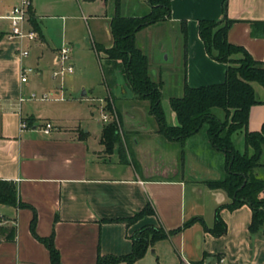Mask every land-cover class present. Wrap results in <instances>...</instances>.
<instances>
[{
	"label": "crops",
	"instance_id": "obj_1",
	"mask_svg": "<svg viewBox=\"0 0 264 264\" xmlns=\"http://www.w3.org/2000/svg\"><path fill=\"white\" fill-rule=\"evenodd\" d=\"M222 2L171 0L169 20L136 33V45L147 56L151 76L161 84L162 97L167 77L173 81L169 98L181 97L184 84L196 88L224 81L226 66L208 57L197 26L199 20H221ZM15 5L16 0H0V179L13 182L19 200L35 210L39 236H48L53 231L61 264H95L98 252L128 254L132 249L130 237L145 226L161 227L169 232L192 218H200L204 226L212 228L216 209L226 226L224 235L214 237L200 222H195L156 241L132 264H264V236L248 229L251 210L245 205L228 210L224 207L230 203L227 194L203 184L224 174V155L211 147L206 135L199 139V132L184 143L186 154L191 152L195 156L190 159L194 170L190 173L183 167L170 170L164 165L154 177L143 168L138 172L134 163L126 162L130 166L122 169L119 176L111 177L102 163L114 151L104 152L101 133L94 134L88 129L83 132L79 119L59 126L53 119L42 120L34 115L31 109L32 101L36 100L34 93L42 96L40 101L47 99V93L63 94L62 84H54L51 75L62 46L71 48V63L75 69L76 64L79 67L73 56L74 38L66 32L69 20L79 17L84 22L86 41L91 43L99 65L104 61L110 69L114 68L96 47L107 49L113 44L110 21L115 14V0H32L24 28L35 31L38 40L21 43L6 38L11 26L4 17ZM149 10L145 0H119V13L123 17H142ZM225 16L234 21L227 33L228 42L244 48L254 60L264 62V0H227ZM182 21L187 23L185 41L180 29ZM164 25L177 35L174 62L167 41L156 40V52L152 55H147L146 43L142 41L146 33ZM21 50H27L28 56L21 57ZM159 56H164V66L158 62ZM21 67L34 70L26 83L20 81ZM115 68L120 78L111 79L112 85L105 82L107 101L116 103L126 93L135 98L120 68ZM74 74L63 79H71ZM253 89L255 98L262 101L264 90L261 94L256 87ZM88 97L85 92L74 101L91 100ZM107 101L100 106L91 105V111H101L108 105ZM212 111L219 119L224 118L221 109ZM263 121L264 106H252L248 131H259ZM47 123L52 129L45 134ZM176 123L171 112L169 125ZM204 154L216 157L218 168L205 162ZM147 204L153 208V215L130 225L107 222L129 219ZM1 212L13 223L5 227L15 225L16 231L14 240H0V264H49L48 250L29 230L32 210L3 207Z\"/></svg>",
	"mask_w": 264,
	"mask_h": 264
},
{
	"label": "trees",
	"instance_id": "obj_2",
	"mask_svg": "<svg viewBox=\"0 0 264 264\" xmlns=\"http://www.w3.org/2000/svg\"><path fill=\"white\" fill-rule=\"evenodd\" d=\"M145 1L150 7L147 14L142 17H123L119 13V0H115V14L110 21L113 44L107 49L96 47V51L102 52L112 67L120 68L125 84L136 99L149 103L148 113L154 118L158 133L166 140L184 145L187 139L205 126L211 147L224 155V176L218 180L204 181L203 184L209 189L222 190L227 194L230 203L224 207L228 210L247 206L252 213L249 231L264 236V121L259 131H248L250 108L256 104L264 106V99L257 100L253 89V83H257L264 90V62L254 60L244 48L228 42L227 33L234 21L226 18L227 0H223V18L219 21L199 20L197 26L208 57L226 66L224 81L196 88L184 84L181 97L169 98V107L177 121L176 125H169L161 106V84L153 80L148 58L136 45L135 35L150 25L169 20L171 0ZM180 26L185 41L187 23L182 21ZM215 108L224 112L222 120L214 115L212 110ZM235 134L243 137V152L235 146ZM117 142L116 126H104L100 136L104 152L112 154ZM0 207L30 208L31 235L48 250L49 264H61L53 231L45 237L37 234L36 212L30 205L19 200L17 187L13 182L0 179ZM153 214V208L147 204L129 219L107 222H124L130 225ZM195 222L204 226L200 218H192L182 227L169 232L161 227L145 226L130 237L132 249L128 254L116 256L98 252L95 264H132L156 241L178 233ZM204 229L214 237L225 234L226 226L219 216V209L215 211L212 228L204 226ZM15 231V225L0 227V240H14Z\"/></svg>",
	"mask_w": 264,
	"mask_h": 264
},
{
	"label": "rangeland",
	"instance_id": "obj_3",
	"mask_svg": "<svg viewBox=\"0 0 264 264\" xmlns=\"http://www.w3.org/2000/svg\"><path fill=\"white\" fill-rule=\"evenodd\" d=\"M87 12L89 11L85 13L87 14ZM79 16L81 15L79 14ZM66 32L74 38L72 42L75 48L73 56L76 57L79 67L76 64V69L74 67L75 74L71 79H63L62 83L59 78L52 81L54 84H62V95L56 96L53 93H47L45 94L47 99L40 101L39 99L42 96L34 93L36 100H33L31 105L34 115L42 120L46 118L53 119L54 123L59 126L79 119L81 127L84 128L83 132H85V129H88L94 134L101 133L104 126L114 124L118 131V142L114 148V153L107 157L106 162L102 163L105 165L104 168L108 169V175L111 177L119 176L122 169L130 166L126 162L134 163L137 166L138 172H140V168H143L154 177L157 171L164 169V165L170 170L172 168L180 169V167H183L186 173L194 171L191 168L193 166L190 159H192V156H195L191 152L186 154L185 145L168 141L160 133H157L156 122L148 113L149 103L147 101L135 99L131 95H127V93L126 96L116 103L107 101L108 96L105 82L107 85H112L111 79L117 81L120 78V74L117 68L110 69L104 61H100L101 65H99L91 43L86 41L88 34L84 22L79 17L78 19L69 20ZM176 38L177 35L174 31L168 25H164L160 29H152L146 33L142 41L146 43L147 55H152V53L156 52V40L167 41L172 52L171 60L174 62L176 58L174 50V45L177 43ZM159 58L160 56L157 57L158 62L164 66V56ZM167 67H170V65L167 64ZM167 78L166 92L163 94L161 106L167 123L170 124V113L172 111L169 107L168 99L172 96L170 94L172 89L169 86L173 81L169 77ZM253 86L263 94V89L259 84L253 83ZM85 92H88V98L91 100L82 101V103L74 101ZM71 94H74V96L71 97ZM55 99H57V102L54 101ZM58 99H62V102H59ZM105 101H107L109 106L106 105L101 111L95 113L91 111V105L100 106ZM103 115L107 118L105 123L102 121ZM204 135H206L205 126L200 131L198 138L200 139ZM234 143L237 149L241 152L244 151L242 135H235ZM249 153L251 152L249 151ZM190 156L191 158H189ZM203 157L205 162L218 168V159L216 157L207 154H204ZM182 159H185L183 164ZM178 175L180 176L181 172ZM2 208L0 209L2 210Z\"/></svg>",
	"mask_w": 264,
	"mask_h": 264
},
{
	"label": "built area",
	"instance_id": "obj_4",
	"mask_svg": "<svg viewBox=\"0 0 264 264\" xmlns=\"http://www.w3.org/2000/svg\"><path fill=\"white\" fill-rule=\"evenodd\" d=\"M32 0H16V5L4 17L10 23L11 30L6 34L8 40H16L20 43L29 40L35 42L38 40V34L33 30H26L24 25L27 21L28 14L31 8ZM29 52L27 50H21L20 56L27 57ZM34 70L30 67L20 68V81L26 83L28 76L33 73ZM74 72V67L71 63V48L69 46H62L58 52L57 61L54 70L52 71L53 79H63L64 76L70 75ZM33 97V96H32ZM107 118L105 115L102 117V121L106 122ZM26 126L22 122L21 128L24 129ZM52 126L50 123L45 125L43 132L48 134ZM1 208V207H0ZM13 224L12 221L4 216L0 209V227L8 226Z\"/></svg>",
	"mask_w": 264,
	"mask_h": 264
}]
</instances>
